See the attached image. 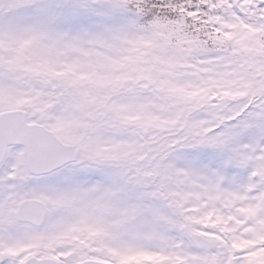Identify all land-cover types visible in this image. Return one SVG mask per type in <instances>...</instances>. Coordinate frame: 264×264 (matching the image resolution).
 <instances>
[{"label":"snow or ice","instance_id":"obj_1","mask_svg":"<svg viewBox=\"0 0 264 264\" xmlns=\"http://www.w3.org/2000/svg\"><path fill=\"white\" fill-rule=\"evenodd\" d=\"M0 264H264V0H0Z\"/></svg>","mask_w":264,"mask_h":264}]
</instances>
